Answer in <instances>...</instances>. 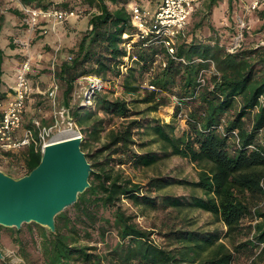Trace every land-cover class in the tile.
Returning <instances> with one entry per match:
<instances>
[{
  "label": "trees",
  "instance_id": "16d2710c",
  "mask_svg": "<svg viewBox=\"0 0 264 264\" xmlns=\"http://www.w3.org/2000/svg\"><path fill=\"white\" fill-rule=\"evenodd\" d=\"M21 1L78 12L55 28L42 21L37 30L72 40L66 55L50 65L52 83L64 90L93 171L91 187L57 216L55 233L37 223L0 226L16 254L28 264H233L242 255L249 264H264V207L252 203V198L264 203V35L256 44L246 41L252 34L248 24L241 48L231 51L220 37L205 40L197 33L202 20L177 37L172 54L155 35L138 37L134 0ZM14 13L23 18L20 10ZM257 13L264 21V5ZM81 18L87 22L78 35L74 27ZM28 27L23 23L15 35L23 37ZM259 29L264 32V23ZM2 75L0 63V100ZM89 76L111 83L124 76V95L104 86L94 89L91 105L83 103L85 95L75 93ZM40 99L29 101L24 115L26 127L37 134V120L53 123L32 113L44 103ZM173 104L174 120L151 115ZM180 117L184 128L177 124ZM22 152L21 173L3 163L1 168L15 177L35 169L42 151L32 145ZM174 156L190 160L198 179L165 173L142 183L126 174L127 167L142 170ZM176 185L191 193H162ZM126 201L143 212H161L157 229L141 226ZM198 211L211 221L201 224ZM0 264L13 263L6 257Z\"/></svg>",
  "mask_w": 264,
  "mask_h": 264
},
{
  "label": "rangeland",
  "instance_id": "374dc122",
  "mask_svg": "<svg viewBox=\"0 0 264 264\" xmlns=\"http://www.w3.org/2000/svg\"><path fill=\"white\" fill-rule=\"evenodd\" d=\"M136 2H139L143 4L142 0H135ZM196 5L198 8V11H195V14H192L190 18V25L188 26V30L186 32L193 29L195 24L203 19V16L207 17V19L204 20V26L202 28H199L197 30V33L204 38L205 40L214 39L213 37H220L221 42L223 44H227L228 47L232 46L236 36L238 35L239 31V22L238 18L236 19V16L232 15V11L230 9L231 2L230 0H196ZM253 0H237L235 8L240 9L243 6H246V4H250ZM2 5V0H0V18L1 15L6 14L5 11H9L13 7L8 5L5 1V6ZM210 10V13H206L207 10ZM243 9V8H242ZM231 12V13H230ZM235 15V14H234ZM247 21V24H250L252 34L248 36L247 40L248 42L256 44L257 39H262V36L264 35V32L262 33L259 31L264 23V21L260 18V15L257 13H254L251 15V12L248 11V9H244L241 13ZM23 16V15H22ZM226 19L229 20V22H226ZM19 24L22 25L23 18L19 17ZM78 20V19H75ZM225 21V22H224ZM87 19L81 18L76 24V27H74L76 34H80V30L83 29L86 26ZM224 22V24H222ZM18 27H20L18 25ZM22 27V26H21ZM54 27V24H53ZM23 28V27H22ZM25 34L23 37L19 36V41L17 42L19 46L22 48V53L24 54L22 61L27 57V55H31L34 58L33 63V71L35 70V74H37L35 77H32V80L35 81L34 85L36 87L35 90V96L38 94L41 95L40 97H35V100L38 98L41 102H44L43 104L40 103V105L36 106L35 109H33L32 113L35 112L40 113L42 116L46 117L48 121L52 123L56 120L57 117L62 118L61 125L55 130V135H59L62 133V131H66L68 129H73L74 131L79 132V128L77 124L74 122L72 117L70 116L69 108L66 107L65 100H64V90L62 87H60L58 96L56 98L57 101L50 100L48 98V93L51 88V84L54 77V69L50 68V65H52V62L56 59H60L61 57H64L66 55V49L68 48V42L72 41L70 39H64L63 37L49 33L46 35H41L40 31L37 29L31 30L28 27V30L25 29ZM256 31H258L256 33ZM260 32V33H259ZM233 33V34H232ZM22 41L29 42L28 47L24 46ZM264 44V40L262 41ZM55 48L54 49H52ZM24 50V52H23ZM130 50V47L128 48ZM43 56V58H42ZM42 59V61H40ZM128 60V58H127ZM52 67H54L52 65ZM53 71H50V70ZM124 72H127V68H122ZM34 74V75H35ZM124 79V76H121L119 78H116V81L111 82H105L102 81L99 77H93L89 76L86 79H82L78 82V88H77V97H80L81 95H85V99L83 103H86L88 105L92 104L91 95L94 91V89H102L105 86V90L108 92H112L115 94V96H122L124 95V89L122 86V81ZM146 86H150V82L146 81ZM152 88V87H151ZM127 98H130V95H126ZM33 99V101H35ZM174 100H177L174 98ZM174 110L175 105H165L161 107L156 112H151V115L154 117H158L161 120H165L167 122H170L174 120ZM63 113V114H62ZM39 115V116H41ZM29 116V115H28ZM29 120V119H28ZM177 124L180 126V128H184L186 126V119L179 118L177 120ZM97 144H94L93 146H96ZM91 148H93L91 146ZM156 148V146H155ZM89 150V149H88ZM21 156L18 157L17 155H13L11 152H0V166H2V163L4 166L10 167L12 170L16 171L17 173H21L25 169L23 166L24 160L22 159V151L20 152ZM19 153V154H20ZM126 174L131 176L132 178H135L137 181L146 183L150 175H157V174H170L174 175L176 177H187L191 180H197V167L190 162V160H187L183 157H167L164 158L163 162H160L156 166H150L149 168L139 169V168H125ZM170 192L174 194H189L190 189H187L185 187L181 186H171L168 188H165L162 193ZM252 203L254 205L263 206L264 203L259 199L252 198ZM125 207H129V209L133 212L138 213L137 220L140 223L141 226H144L148 229H157L156 225H159L161 223V219L163 217L162 213L157 211L156 209H145L146 211L143 212L137 207L131 206L129 201L125 202ZM197 216L200 218V223H206L211 221V216L207 213H201L197 212ZM25 225V224H24ZM23 225V226H24ZM22 226V228H23ZM10 242V236L9 232L3 231L0 233V248L5 253L6 257L10 259V261L13 264H28L23 259H21L16 252L12 249L11 245H9ZM251 261L248 256L242 255L239 260H236L233 264H249Z\"/></svg>",
  "mask_w": 264,
  "mask_h": 264
},
{
  "label": "built area",
  "instance_id": "2783aa9c",
  "mask_svg": "<svg viewBox=\"0 0 264 264\" xmlns=\"http://www.w3.org/2000/svg\"><path fill=\"white\" fill-rule=\"evenodd\" d=\"M8 5L16 4L20 6L23 15V22L27 23L33 31L38 28L42 21H52L54 27L65 22L66 19L74 18L78 12L73 9L59 8L56 6L44 8L27 6L21 0H5ZM264 5V0H254L248 10L255 11ZM196 10L194 0H162L156 11L135 4L132 6V18L138 30V37L145 39L151 34L155 35L160 42L164 43L171 53L174 54V44L180 34H184L192 14ZM245 17L240 19L239 33L232 46L228 47L231 51L241 48L245 40V29L247 28ZM28 47L29 42L22 41ZM34 58L31 55L20 63L16 81L6 97L0 100V152L17 153L25 147L34 145L37 150L42 152L47 144L55 139V130L61 125L62 118L57 117L52 125H44L40 120L36 121L38 134L34 129L24 126L25 111L29 98L34 94L35 88L31 84L30 75L33 72ZM166 63H164L165 65ZM205 83L206 80L201 77ZM155 88V86H151ZM60 85L54 81L49 90V97L57 101ZM63 114V113H62ZM60 135V134H59ZM81 135V133H80Z\"/></svg>",
  "mask_w": 264,
  "mask_h": 264
},
{
  "label": "water",
  "instance_id": "95a60500",
  "mask_svg": "<svg viewBox=\"0 0 264 264\" xmlns=\"http://www.w3.org/2000/svg\"><path fill=\"white\" fill-rule=\"evenodd\" d=\"M83 140L77 134L52 141L37 167L21 177L0 168V226L22 229L26 223H37L57 231V216L92 185L93 166ZM0 259H6L1 248Z\"/></svg>",
  "mask_w": 264,
  "mask_h": 264
},
{
  "label": "crops",
  "instance_id": "0c3cea01",
  "mask_svg": "<svg viewBox=\"0 0 264 264\" xmlns=\"http://www.w3.org/2000/svg\"><path fill=\"white\" fill-rule=\"evenodd\" d=\"M161 1L162 0H142V2H144V3L141 4V3L136 2L134 0L133 3H131V9H132L133 5L140 4L141 6H143L145 8H148L152 12H154L160 6ZM194 1H195V5H196L197 1L196 0H194ZM236 1L237 0H234V3L230 7V9L232 11V15L233 16L238 15V16H236V19L238 18V22L240 23V19L244 17L243 15H241L242 11L244 9H248L249 5L254 0L250 4H246V6H243L242 7L243 9L242 8H240V9H236L235 8ZM2 5L5 6V0H2ZM10 6L13 7V8L10 9L9 11H5L6 14L1 15V18H0V24H1V26H0V63L2 65V70H3V75H2V81H3V83H2V86H3L2 87V94H4V97H6L8 95V93L12 89L13 85L15 84L16 74H17V71H18L20 63L22 62V58L24 56V54L22 53V48L17 43L19 41V37L15 35L17 33V31L20 30L21 28L18 27V25L20 26V24H19V21H20L19 20V15L15 14L14 11L16 9L20 10V6L18 5V3L11 4ZM256 10L255 11L248 10V11L251 12V15H253L254 13H256ZM195 11H198L197 5H196V10ZM195 13L196 12H194L193 14H195ZM206 13H210V10L208 9ZM205 19H207V17L204 14L203 19H201L199 22H201L202 20L204 21ZM224 22H222V24H224ZM226 22L228 23L229 20L226 19ZM190 24L191 23H190V20H189V23H188V25L186 27V30H188V26ZM13 36H15L16 38L15 37L13 38ZM23 52H24V50H23ZM34 88L36 90L35 86H34ZM33 99L34 98L31 96L29 98L28 102L29 101L32 102ZM24 126L26 127L25 124H24ZM21 151L22 150H20L17 153H12V154L13 155H17L18 157H20L21 156V153H20ZM0 168H1V166H0Z\"/></svg>",
  "mask_w": 264,
  "mask_h": 264
},
{
  "label": "bare ground",
  "instance_id": "6f19581e",
  "mask_svg": "<svg viewBox=\"0 0 264 264\" xmlns=\"http://www.w3.org/2000/svg\"><path fill=\"white\" fill-rule=\"evenodd\" d=\"M79 134L78 132L74 131L73 129H68L66 131H62V133L58 136L55 137V139L59 140V139H65L68 138L70 136H74Z\"/></svg>",
  "mask_w": 264,
  "mask_h": 264
}]
</instances>
